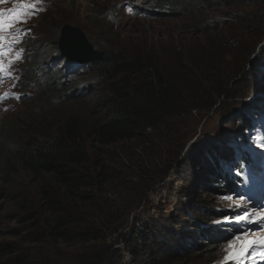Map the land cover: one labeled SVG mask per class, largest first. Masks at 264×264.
Wrapping results in <instances>:
<instances>
[{
  "label": "rangeland",
  "instance_id": "374dc122",
  "mask_svg": "<svg viewBox=\"0 0 264 264\" xmlns=\"http://www.w3.org/2000/svg\"><path fill=\"white\" fill-rule=\"evenodd\" d=\"M14 1H20L22 7H25L24 11L16 12L13 20H18L25 26L26 30H22L21 35L27 30L30 32L26 45H38L39 39L48 41L45 56L50 60H46L49 64L53 62L51 67L54 71L49 74L50 76L47 74L44 76V71L48 69H40L37 65H33L36 64V58H33L28 48L22 53L13 54L11 59L7 58V67H0L4 69L0 70V135L4 132L6 123L20 121L18 118L23 117L25 113L26 118H29L26 119L28 123L36 122L37 116L42 118L38 120L40 123H53L52 115L55 116L57 109H50V100L45 98L51 91H59L57 87L61 81H64L62 80L64 76L58 80L57 77L60 76L54 73L64 59H61L60 49L62 27L63 25L78 27L88 36L95 48L101 49L105 47L101 40L105 34L93 22L95 16L105 17L113 29L115 26L118 27L112 41L120 42L119 44L123 45L125 50L131 47L137 48L136 46H146L148 50L151 49L157 53L164 67L172 72L177 68L174 49L178 44H184L186 49L192 46V49H198L199 52L206 45L212 47L216 42L234 36L237 45L227 48L230 56L224 59L222 74L226 75L234 71L244 59L248 61H244L245 65H250L245 72L250 71L251 74L235 80L233 92L235 97L227 100L221 107L217 105L198 107L188 114L184 113L179 118L171 120L162 132L156 134L161 137L159 140L153 141L154 138L146 136V142L148 141L146 144L139 140L128 144L126 154L136 160L126 162L128 167H122L125 164V155L120 157L118 153L116 154L115 160L120 164L115 165L117 162L113 161V169H117L115 172H119L125 179H120V183L115 182V184L119 183L118 186L124 187L123 195L119 196L120 198L109 197L115 200L109 209L113 214V218L107 225L110 231L104 232L103 229L102 234H97L98 242L94 240V235L81 238L71 230L67 231V238L45 237L39 241L36 238L32 239L28 235L30 227L25 226L26 231L22 229L25 224L21 223L17 215L18 207L15 203L12 206L13 209H9L13 210L14 218L10 219L9 215L5 218L6 214H0V241L13 242L22 246L23 250L28 251L30 264H79L80 241H86L92 245L97 242L103 249L113 247L116 257L112 264H150L149 253L145 252L146 248L150 247L153 257L160 264L163 253L183 252L185 249L183 254L187 256V249L191 251L189 246L200 241L199 238L192 236L195 233L193 225L196 220L192 221L190 218L205 205L206 208H213L215 211L224 209L228 211L225 217L218 214L221 217H218L219 220L216 219L214 224L225 220V225H236V227L239 225L244 233L229 240L216 253L201 261H188V264H222L226 255L225 249L229 252L242 253L236 260H229L227 264H264V205L257 206L251 202L248 204L249 202L243 198L244 191L238 183H236L237 192H232L233 196L223 195L222 192L219 195L214 194L210 190L211 182L214 181V173L211 170L217 171L214 159L221 158V154L231 146H236L235 159L237 160L244 154L241 153V149L248 150L246 152L264 160V140H262L264 138V55L262 54L264 53V30L258 34L250 33L251 30L246 29V25L236 20L237 16L243 15L244 12L250 14L264 8V0L257 4V7L248 6L238 9L220 7L209 10L202 8L188 20L184 17L162 18L158 12L154 11L156 9L154 4L147 16H137V14L130 16L125 6L120 5L117 0H61L64 5H57L55 0ZM143 1L134 2V6L137 2ZM128 3L126 2L125 5ZM0 4V8L14 5L6 0L4 2L0 0ZM101 5H103L102 9ZM45 7H49L47 12L42 10ZM178 13L181 12L178 11ZM204 21L218 22L217 27H214L218 28V31L205 30L201 26L198 28V24ZM95 42H98V45ZM252 47L254 50L251 49ZM258 60L259 62L255 64L257 68L251 69V64ZM11 63L12 69L9 68ZM65 65L59 72L66 76L67 85L60 92H71L70 95H76L78 81L68 77L77 74L78 67L71 68V64L69 67ZM68 70L71 71L70 74H66L65 71ZM48 79L50 80L47 81ZM93 93L94 97L98 95V92ZM87 100L89 101L90 98ZM250 101L253 103L247 106L248 121L241 126L242 131L233 132L230 128L237 123L234 118L239 116V113H244L239 109V105ZM78 109L84 111L83 107ZM44 116L46 120L43 119ZM243 118L245 115H242L241 119ZM32 127L35 126L32 125ZM227 128L231 130L229 133ZM241 132L245 134L240 140ZM244 139L248 142H243ZM146 149L145 155H149L156 167L153 171L154 177L168 173V165L174 166L164 182L160 179L161 177L158 179L152 177L149 191L146 189L147 179L137 180L136 178L141 175L140 162L146 159L141 155H144ZM117 151L119 152L118 149ZM109 154L115 155L114 150H110ZM242 167L246 172L243 181L245 183L254 181L253 172L257 173L254 167L246 164ZM228 171L231 175H237L235 168L234 170L228 168ZM26 191L33 198L34 190L30 192V188L26 187ZM226 197H232V200L225 199ZM233 201H240V206L234 205ZM247 214L252 215L249 219H244ZM236 227L234 226L233 231ZM13 232L19 234L16 235ZM125 235L130 237L131 243H138L140 247H133V251H130L131 246L122 241ZM143 243L144 246H142Z\"/></svg>",
  "mask_w": 264,
  "mask_h": 264
},
{
  "label": "trees",
  "instance_id": "16d2710c",
  "mask_svg": "<svg viewBox=\"0 0 264 264\" xmlns=\"http://www.w3.org/2000/svg\"><path fill=\"white\" fill-rule=\"evenodd\" d=\"M55 1L57 5H64L61 0ZM136 1L138 0H123L122 3L117 0L120 5L131 10L130 16L135 14L147 16L154 4L156 8L154 11L162 18L184 17L188 20L202 8L209 10L220 7L234 9L257 7L263 0H144L134 6ZM126 2L129 3L125 5ZM100 7L102 9L103 5ZM101 17H93V22L105 34L101 39L105 47L100 49L103 56L96 62L78 66L77 74L68 77L78 81L76 83L78 94L60 92L67 83L66 76L59 71L64 64L66 67L70 66V61L65 58L63 64L54 72L60 76L57 77L58 80L64 76L62 77L64 81L59 83L57 87L59 91L53 90L45 98L50 100L49 108H56L58 111L55 116L52 115L53 123H40L39 116L34 124L28 123L26 119L29 118H26L25 113L23 117L18 118L20 121L6 123L4 132L0 135V214H6L5 218L8 215L10 219L14 218L13 210L9 209H13L14 203L15 206L17 204V215L21 223L25 224L22 229L26 231L25 226L30 227L29 237L38 241L45 237L67 238V231L71 230L81 238L94 235V240L98 242L97 234H102L103 229L104 232L110 231L107 225L113 214L109 209L115 200L109 197L120 198L123 195L124 187L118 185L119 180L125 178L121 177L119 172H115L117 169L114 170L112 166L113 161L117 162L116 154L118 153L120 157L125 155V164L122 167H128L126 162L136 161L126 154L128 144L136 143L138 140L146 144L148 142L146 136L154 138L153 141L159 140L161 137L156 134L162 132L171 120L198 107L204 105L221 107L227 100L235 97L233 93L235 80L251 74L250 71L245 72L250 66L245 65L244 61L248 62L245 59L234 71L222 74L224 59L230 56L227 48L237 45L234 36L216 42L212 47L206 45L207 50L203 48L201 52L192 49L191 45V48L186 49L184 44H178L174 49L177 68L172 72L164 67L158 54L151 49L148 50L146 46L125 50L120 42L112 41L118 27L115 26L113 29L105 17H102L103 19ZM236 20L246 25V29L251 30L250 33L258 34L264 30V8L250 14L244 12L243 15H238ZM217 25L218 22L215 21H204L198 24V28L218 31V28H214ZM47 44L48 41L39 39L38 45L28 47L30 54L36 58V64L33 65L40 69H48L44 71V76L45 74L50 76L49 74L54 71L48 62L50 60L45 56ZM95 44L98 45V42ZM258 62L259 60L251 64V69H256L255 64ZM65 72L70 74L71 71ZM93 92H98V95L94 97ZM252 103L253 101H250L239 105V109L245 113L248 104ZM79 107H83L84 111H79ZM241 114L234 118L237 123L230 128L233 132L242 131L241 126L248 120L247 118L241 120ZM33 117L35 118V114ZM43 119L46 120L45 116ZM32 125L35 127L31 128ZM227 130L228 133L231 131L229 128ZM235 149L236 146L233 145L221 154V158L217 157L219 158L217 170L219 169L218 173L222 176L220 180L215 179L211 182L213 184L210 190L214 194L219 195L222 192L223 195H232L228 192L231 184L229 181L231 172L228 168L244 171L242 165L251 164L239 158L230 162L233 154H237ZM110 150H114L115 155H110ZM246 151L248 150L241 149V153H244L242 155L249 153ZM146 152L147 149L144 155H141L146 159L140 162L142 171L136 178L147 179L146 189L149 191L156 167L149 155H145ZM220 159L222 164L219 163ZM119 164L117 162L115 165ZM167 168L168 173L158 176L162 182L174 166L168 165ZM211 172L217 171L212 169ZM158 177L156 175L154 178ZM231 186L235 189L236 182ZM26 187L30 188V192L34 190L33 198L27 193ZM198 210L190 219L196 220L193 225L195 233L192 236L199 238L200 241L189 246L191 251L187 249V256L183 254L185 249L183 252L163 253L160 264L174 262L188 264V261H201L216 253L229 240L244 233L242 232L244 230H234L231 235H227L228 228L224 230L222 224L212 225L221 217L218 214L226 216L228 213L226 209L215 211L203 205ZM122 241L131 246L130 251H133V247H140L138 243H131L128 235H125ZM97 242L92 245L80 241L79 264L113 263L116 257L113 247L103 249ZM146 249L150 264H158L151 253V248ZM30 260L28 251L23 250L22 246L0 241V264H30Z\"/></svg>",
  "mask_w": 264,
  "mask_h": 264
},
{
  "label": "bare ground",
  "instance_id": "6f19581e",
  "mask_svg": "<svg viewBox=\"0 0 264 264\" xmlns=\"http://www.w3.org/2000/svg\"><path fill=\"white\" fill-rule=\"evenodd\" d=\"M3 2L5 1V0H2ZM8 3H17L18 1H14V0H6ZM20 2V1H19ZM25 3H26V1H24ZM1 5V4H0ZM219 5V4H218ZM14 17H12V19H13ZM16 20H14V22H15ZM68 27H70V28H72V29H74L75 30V32H76V34H75V36H77L78 37V35H83V37H84V39H85V42H86V45L88 46V50L90 51V53H91V55H92V57H91V59H89V60H87V62H84V63H80V62H76V61H71L70 60V63H72V67L73 68H75L74 67V65L76 66V67H78V66H81V65H86V64H88V63H92V62H96V61H98V60H100L101 59V57L103 56V51L102 50H100V49H97V48H95V46H94V44L88 39V36L87 35H85L84 33H83V31L81 30V29H79L78 27H75V26H73V25H67ZM0 28H2V25H1V15H0ZM2 33H3V31H1ZM21 32L22 31H16V32H14V38H17V37H19V36H21L22 37V35H21ZM17 36V37H16ZM84 39L82 38V40L84 41ZM27 43V42H26ZM1 46V45H0ZM3 48H6V46L5 47H3ZM100 53H102L101 54V56H100ZM61 56H64L63 55V52H62V50H61ZM100 56V58H98ZM9 57V55L8 54H6V53H0V66H5V68L7 67V58ZM57 60H59V59H57ZM10 69H12L13 67H12V63H11V65H10V67H9ZM58 69V68H57ZM0 70H4L3 68H1ZM40 119V118H39ZM259 164V163H258ZM249 167H254L253 166V164L251 163V164H249L248 165ZM259 167H257L256 168V170H257V172H262V173H264L263 172V169H264V164H262V163H260L259 165H258ZM245 170V169H244ZM249 183H252V184H249ZM248 184V186H246V187H244L243 188V191H244V196H243V198H244V200H246V201H250V200H253L254 201V203H255V205H257V206H260V204L263 202V200H264V190H263V195H262V201L261 200H259L258 199V196H259V194H258V192H254L253 190H251V188H252V186L254 187L255 185H254V182L253 181H250ZM235 185V184H234ZM254 194V199L253 198H251V195H253ZM246 198V199H245ZM248 204H250V202L248 203ZM241 229V228H240ZM238 233V232H237Z\"/></svg>",
  "mask_w": 264,
  "mask_h": 264
},
{
  "label": "water",
  "instance_id": "95a60500",
  "mask_svg": "<svg viewBox=\"0 0 264 264\" xmlns=\"http://www.w3.org/2000/svg\"><path fill=\"white\" fill-rule=\"evenodd\" d=\"M74 29L63 25L60 37V49L63 52L64 57L69 58L71 61L80 63L87 62L91 59L92 55L88 50L83 35L75 36ZM84 39V41L82 40ZM102 53H100L101 56ZM100 56L98 58H100Z\"/></svg>",
  "mask_w": 264,
  "mask_h": 264
},
{
  "label": "snow or ice",
  "instance_id": "6c2138e0",
  "mask_svg": "<svg viewBox=\"0 0 264 264\" xmlns=\"http://www.w3.org/2000/svg\"><path fill=\"white\" fill-rule=\"evenodd\" d=\"M0 39H3L2 37H0ZM262 140H264V138H262ZM225 199H228V200H232V197H226ZM240 201H233V204L234 205H237V206H240ZM231 206V205H230ZM252 214H247L244 219H249L250 216ZM239 219V218H238ZM225 252H226V255H225V258H224V261L222 262V264H227V262L229 260H236L238 258L239 255H241L242 253H237V252H229L228 249H225Z\"/></svg>",
  "mask_w": 264,
  "mask_h": 264
}]
</instances>
